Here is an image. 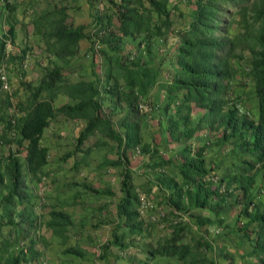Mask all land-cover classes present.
<instances>
[{
    "label": "trees",
    "instance_id": "1",
    "mask_svg": "<svg viewBox=\"0 0 264 264\" xmlns=\"http://www.w3.org/2000/svg\"><path fill=\"white\" fill-rule=\"evenodd\" d=\"M43 1L37 8L38 0H0V67L8 74L17 66L23 78L15 101L0 80V264L29 262L48 230L61 242L69 238V213L52 209L43 218L34 209L35 183L48 175L50 160L43 132L58 115L85 120L60 157L73 158L74 173L92 145L115 143L106 163L119 169L126 227L119 238L150 237L152 223L168 222L167 234L149 240L142 264H157L156 256L218 264L216 251L226 264H264V0H186L189 12L170 0H87L89 25L74 23L69 0ZM19 3L30 11L45 58L36 81L22 65L29 47H8ZM82 39L88 72H81ZM247 84L254 116L243 105ZM61 93L68 100L56 104ZM152 119L164 131L159 143L144 139L143 123ZM128 149L146 154L144 166L168 188L167 215L164 207H141ZM65 251L81 254L74 245Z\"/></svg>",
    "mask_w": 264,
    "mask_h": 264
},
{
    "label": "crops",
    "instance_id": "2",
    "mask_svg": "<svg viewBox=\"0 0 264 264\" xmlns=\"http://www.w3.org/2000/svg\"><path fill=\"white\" fill-rule=\"evenodd\" d=\"M175 2L180 5L185 12H189L190 5L186 3V0H170L171 4ZM79 3L82 4V13L89 14L91 18V8L88 1L83 0V3H81V1ZM69 6L71 12H77L78 3L75 4V1H70ZM17 9V16H15L17 20L15 22V41L13 44L9 43L8 47L13 52L18 49L15 43L21 41L25 42L29 47L27 52H31V55L29 53L28 55L31 56V59H34V56L39 50H37V44L35 43H38L39 39L33 32V26L30 22V11L27 9L25 11L26 14L22 16L19 14L18 7ZM22 9H24V4ZM173 15L175 14L173 13ZM174 17L175 24L182 20V18L177 15ZM91 20L92 18L88 21V24L92 22ZM26 23L29 25H27L28 34H26L27 30L25 31L24 28H21V24ZM74 23H81V20H78L76 14H74ZM81 41L82 40H80V47L82 46ZM30 42H32V46ZM167 46H169V43ZM81 49L83 48L81 47ZM29 64L30 70L28 69L29 72H27L29 78L36 81L42 75L43 69L41 68L39 72H36L35 68L31 70L33 63ZM67 100V95L61 93L57 96L55 103L60 104ZM79 121H81L83 127L85 120L79 118ZM150 122L147 121V127L146 122L143 123V130H145L143 134L146 141H154L153 139H155L156 134L162 135L164 133V131L158 127V123L154 119ZM201 135L206 137L208 134L202 133ZM93 136H95V138L93 140L88 138L84 145L93 144L96 138L99 137V134L95 133ZM102 139L104 140L105 138L102 137ZM109 143L111 144L99 143L92 145L91 149L99 153V158L98 156L87 160L86 158L83 160L79 158V169L78 172H76V176L72 170L68 171V173L70 172V174H68L66 171L63 172L60 169L63 163V160L60 158L54 160V165L51 166L54 167L53 169L48 168V164L44 166V169L48 171V175H44L41 182L35 183L37 189L35 192V202L37 205L34 209L44 214L43 218H46V214L52 209L64 210L70 214L72 228L70 229L69 238L66 242L59 241L57 236L51 238V231H46L44 233V239L39 238L36 240L35 247L38 249V255L30 259L29 262H21L20 264H44V262L45 264H142L151 239L153 240L158 236L168 233V222L161 218L157 223H152V225L148 227L150 231L149 235H151L150 237L141 236L135 237L132 240H129L128 237L119 238V235L125 231L126 227L123 223L124 215L120 213L118 205V201L122 195L119 169L117 166L108 165L106 163V145L108 148H112L113 152H116L115 143L111 140H109ZM216 150L217 147H213L208 150V154L213 152L216 153ZM169 152L172 154L174 150L167 151V154L170 155ZM112 155L113 157L116 156V154ZM128 155L130 157L129 165L133 169L132 181L137 186L142 196L146 213L153 210L155 211L157 207L160 206L165 208V215H167L171 210V207L165 201L168 188L165 187V185H161V183L155 179L154 170L144 166L146 154H137L131 149H128ZM70 159L68 163L71 165L74 163V160L73 158ZM133 159H135L133 162L134 164L131 163ZM95 165L99 168L96 170L95 176L90 179L88 177L81 178L79 177L80 174L77 176V173L81 172L80 168L82 166L93 167ZM139 166H144V171L141 172V169L136 171L135 169H137V167L139 168ZM112 171L116 172L113 176L111 173ZM68 175H74V177ZM184 218L187 219L188 217L184 216ZM189 221L191 222L190 219ZM192 226L193 228L195 227L194 224ZM214 229L215 231L220 230L219 232L223 231V229H219L218 227H214ZM42 231H44L43 227ZM70 245H74L76 248L80 249L81 254L66 252L65 248ZM163 258L166 260L165 257L156 256L152 259V262L155 263L157 261V264H160Z\"/></svg>",
    "mask_w": 264,
    "mask_h": 264
},
{
    "label": "rangeland",
    "instance_id": "3",
    "mask_svg": "<svg viewBox=\"0 0 264 264\" xmlns=\"http://www.w3.org/2000/svg\"><path fill=\"white\" fill-rule=\"evenodd\" d=\"M9 2H12V0H8ZM69 1H73V0H69ZM81 1V3H83V0H75V4L78 3V7L76 9V15L78 20H81V23L84 24H88V21L91 19L89 14L82 13V9H81V5L79 2ZM52 2V1H51ZM44 1L43 0H38V3L36 5L37 8L40 7V5H43ZM23 4L19 3L18 4V8H19V14H21L22 16L25 15V10L22 9ZM17 10H15V16H17ZM89 19V20H88ZM77 22V21H76ZM27 25L26 24H21V28H24L26 31V34H28V29H27ZM89 25V24H88ZM29 26V25H28ZM23 29V30H24ZM31 30V29H30ZM35 43V42H34ZM11 44V43H10ZM13 44V43H12ZM18 47V49H16V51L13 52H19L21 50V46L25 47L26 43L25 42H18L15 43ZM38 44V43H35ZM30 45L32 46V42H30ZM81 47L83 48L82 50L84 51L83 53V57H81L79 60L81 62L84 63L83 67L81 68V72H88V62L90 59V52L87 50L88 48V41L86 39H82L81 41ZM28 46V45H26ZM13 48V47H11ZM39 49V46L37 45V50ZM31 52H29L30 54ZM35 53V52H34ZM31 55V54H30ZM43 54L38 50L37 54L34 56V59H31V56H29L27 54V56L25 57V59L27 60V66L25 68V73H26V78H29V75L27 72H29V63H33V66L31 67V70H36V72H39L41 70V64L44 63L45 58L42 57ZM33 60V61H32ZM20 69V68H19ZM17 66H11L10 68H8V75H9V79H10V92L12 93V98L14 99L13 101H15L17 99V97H20L23 91L22 85L20 83V80L23 79L21 78L20 74H19V70ZM29 69V70H28ZM31 80V79H30ZM34 80V79H33ZM251 84H247L246 86V91H245V95H244V101H243V105L244 107L248 108L249 112L251 113V115H256L257 114V106H256V98L253 95V92L251 91ZM60 101V100H59ZM57 102V101H56ZM0 104L1 106H3L5 108L4 102L2 100H0ZM2 107V108H3ZM82 127L81 121H79V119L75 120V119H68L65 118L62 115H58L51 123L50 125L45 129L43 136H42V142L47 144L49 146V163H48V168H54L51 167L52 165H54V160L55 159H59L68 149L73 147L74 141H75V137L76 135L79 133L80 129ZM145 130H143L144 132ZM161 137L162 135H155V140L157 143H159L161 141ZM89 138H91V140H93L95 138V136H90ZM87 142V141H86ZM111 143H109L108 145H110ZM85 146V145H84ZM106 155L108 157H113L112 154H116V152L112 151V148H108L106 145ZM108 152V153H107ZM141 154V153H140ZM21 156V154H20ZM99 158V153L95 150H90L89 153L84 157L87 159H91V158H95L97 157ZM72 158V157H71ZM70 158H68L69 160ZM68 160L64 161L62 163V166L60 167V169L63 172H67L70 171V163H68ZM71 160V159H70ZM135 161V159H133L131 161L132 164H134L133 162ZM141 162V161H140ZM57 164V163H55ZM95 164V163H94ZM99 169L96 165L91 167V166H82L80 168V173H77L79 177L81 178H85L88 177L89 179L93 176H95V172L96 170ZM140 169H145L144 166H139V168L137 167V169H135L136 171L140 170ZM142 172V171H141ZM112 176L116 173L115 171H112ZM70 174V172L68 173ZM74 175L76 176V173H74ZM74 175H68L71 177H74ZM63 177V176H62ZM262 197H264V192L262 193ZM218 251L215 252V256L218 259V264H226L227 261L223 258H221L218 255ZM160 264H168V262L163 258L160 261Z\"/></svg>",
    "mask_w": 264,
    "mask_h": 264
},
{
    "label": "built area",
    "instance_id": "4",
    "mask_svg": "<svg viewBox=\"0 0 264 264\" xmlns=\"http://www.w3.org/2000/svg\"><path fill=\"white\" fill-rule=\"evenodd\" d=\"M22 65L24 67L27 66V60L26 59L23 61ZM0 80H1L2 88H4V89H9L10 88V83H9V80H8L7 69H6V66H5L4 63L0 67ZM136 150L138 151V148H136ZM143 206H144V204L142 203L141 207H143ZM160 215H163V212L161 210L151 214L150 216L152 218H158ZM44 264H45V262H44Z\"/></svg>",
    "mask_w": 264,
    "mask_h": 264
}]
</instances>
